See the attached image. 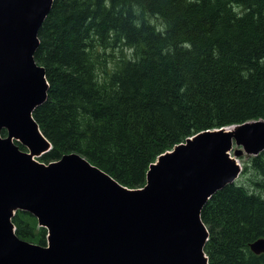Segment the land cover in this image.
Returning a JSON list of instances; mask_svg holds the SVG:
<instances>
[{"label": "trees", "instance_id": "obj_1", "mask_svg": "<svg viewBox=\"0 0 264 264\" xmlns=\"http://www.w3.org/2000/svg\"><path fill=\"white\" fill-rule=\"evenodd\" d=\"M38 36L44 162L77 152L139 188L188 137L264 119V0H53ZM252 164L259 177L227 184L202 209L209 264H264L250 248L264 237V150ZM12 220L19 237L47 244L32 213Z\"/></svg>", "mask_w": 264, "mask_h": 264}, {"label": "water", "instance_id": "obj_2", "mask_svg": "<svg viewBox=\"0 0 264 264\" xmlns=\"http://www.w3.org/2000/svg\"><path fill=\"white\" fill-rule=\"evenodd\" d=\"M52 4L0 0V264H209L202 209L238 179L234 145L236 155L264 150V119L188 137L150 164L139 188L77 152L40 161L52 144L33 117L49 90L35 52ZM18 210L47 228L46 245L18 236ZM250 248L264 253V237Z\"/></svg>", "mask_w": 264, "mask_h": 264}, {"label": "rangeland", "instance_id": "obj_3", "mask_svg": "<svg viewBox=\"0 0 264 264\" xmlns=\"http://www.w3.org/2000/svg\"><path fill=\"white\" fill-rule=\"evenodd\" d=\"M156 22H158V20H156ZM237 149H243V148L241 146L234 145L233 149L231 150V156L236 158L242 167V171L240 172L238 179L236 181H238L241 178L245 179L248 177V178L256 179L257 177H259V176H256L257 172L253 168V164H252V157L255 154H249L246 151H244L242 154L236 155ZM39 160H40V158H39ZM40 161H42V160H40ZM245 170L247 171V174H246V176L245 175L242 176V174L245 172ZM257 192H259V193L263 192V194H264V190L262 191L261 189L257 190Z\"/></svg>", "mask_w": 264, "mask_h": 264}, {"label": "bare ground", "instance_id": "obj_4", "mask_svg": "<svg viewBox=\"0 0 264 264\" xmlns=\"http://www.w3.org/2000/svg\"><path fill=\"white\" fill-rule=\"evenodd\" d=\"M48 80V79H47ZM49 82V81H48Z\"/></svg>", "mask_w": 264, "mask_h": 264}]
</instances>
